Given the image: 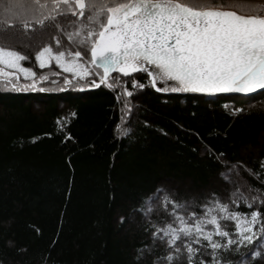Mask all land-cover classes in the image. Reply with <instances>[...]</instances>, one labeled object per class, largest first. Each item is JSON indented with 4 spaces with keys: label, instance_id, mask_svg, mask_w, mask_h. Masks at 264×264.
I'll return each instance as SVG.
<instances>
[{
    "label": "trees",
    "instance_id": "obj_1",
    "mask_svg": "<svg viewBox=\"0 0 264 264\" xmlns=\"http://www.w3.org/2000/svg\"><path fill=\"white\" fill-rule=\"evenodd\" d=\"M224 2L242 15H264L261 1ZM7 3L0 0V46L24 54L27 59L20 63L36 73L35 79H48L36 90L0 86V264H153L157 258L166 264L163 258L172 251L167 237L152 235L174 219L165 196L180 202L177 211L185 216L202 215L217 198L230 210L264 213L259 202L252 209L243 200L231 202L237 189L249 197L258 195L255 189L264 195V89L182 96L157 91L146 71L113 72L133 93L118 100L122 87L99 83L95 69L79 79L52 62L39 66L36 53L44 46L79 50L90 60V50L66 35L77 18L65 5L43 25L29 18L31 27L25 29L17 15L4 13ZM40 3L46 4L47 16L52 0ZM133 79L144 88H134ZM123 129L129 130L126 135H120ZM233 169L238 174L229 182L224 177ZM219 222L235 236L234 221ZM177 243L183 247L182 240ZM262 245L258 238L225 256L232 264L244 257L247 264H264ZM194 247L200 248L196 264L211 260V249ZM252 251L261 255L253 259ZM186 257L185 251L174 264H187Z\"/></svg>",
    "mask_w": 264,
    "mask_h": 264
},
{
    "label": "snow or ice",
    "instance_id": "obj_2",
    "mask_svg": "<svg viewBox=\"0 0 264 264\" xmlns=\"http://www.w3.org/2000/svg\"><path fill=\"white\" fill-rule=\"evenodd\" d=\"M61 4L77 18L73 30L66 33L68 39L87 47L91 58L79 50L71 52L44 46L36 53L41 68L55 61L64 72L79 79L92 75L95 69L99 83L110 89L122 87L124 83L111 73L129 76L137 71H146L153 87L158 81L175 82L174 87L157 88V91L248 94L264 89V15H242L228 10L224 0H52L53 8L47 16L43 11L46 4L40 0H8L3 9L4 13L17 15L28 29L29 18L43 25L45 20L54 18L53 12L63 11ZM5 22L11 26L9 21ZM56 42L60 44L58 38ZM25 59L18 50L0 46V83L15 90L21 87L36 90L40 81L48 79L46 75L35 79L36 73L20 63ZM17 72H22L26 79L32 77V83L21 86ZM69 83L65 78L64 84ZM132 84L135 88L137 80L133 79ZM91 86H97V82L93 80ZM138 87L144 88V84ZM39 90L46 91L43 87ZM121 94L127 97L133 93L122 87L118 100ZM129 110L130 102L125 100L122 111L127 114ZM128 131L123 129L120 135ZM253 174L259 178L258 173ZM255 191L258 195L249 197L237 189L231 194L234 197L231 202L238 204L243 200L249 209L257 202L264 204V195H259L261 190ZM164 202L173 204L174 219L157 227L152 235L162 232V241L167 237V247L172 251L163 258L166 264L183 258L185 251L187 264H196L200 248L194 245L211 249V260L201 259L200 264H232L225 253H238L241 246L258 238L264 241V213L259 208L250 213L230 210L229 204L217 198L204 206L202 215L188 212L185 216L177 211L183 207L180 202L170 201L168 196ZM222 219L234 221L235 236L221 226ZM207 225L213 226L212 230ZM214 236L223 238L224 242ZM181 240L183 247L177 243ZM203 241L207 244H202ZM250 255L254 259L261 253L252 251ZM153 264L162 262L157 258ZM239 264H247L246 257Z\"/></svg>",
    "mask_w": 264,
    "mask_h": 264
},
{
    "label": "water",
    "instance_id": "obj_3",
    "mask_svg": "<svg viewBox=\"0 0 264 264\" xmlns=\"http://www.w3.org/2000/svg\"><path fill=\"white\" fill-rule=\"evenodd\" d=\"M101 72H102V70H101ZM174 86H175V82L174 81H167V82L158 81L156 83V88H169L170 89L171 87H174ZM258 91H259V89L256 90L255 92H258ZM160 92H164V93H167V94L182 95V96H198V97H202V96H222V95H244V94L236 93V92H225V93H215V94H206V93H197V92H172V91H160Z\"/></svg>",
    "mask_w": 264,
    "mask_h": 264
},
{
    "label": "rangeland",
    "instance_id": "obj_4",
    "mask_svg": "<svg viewBox=\"0 0 264 264\" xmlns=\"http://www.w3.org/2000/svg\"><path fill=\"white\" fill-rule=\"evenodd\" d=\"M255 1H261V2H263L264 3V0H255ZM11 28V27H10ZM11 30H15V29H11ZM57 32L63 37V39H65L66 37H65V34H64V31H62V32H59L58 30H57ZM65 41V43L66 44H70L67 40H64ZM54 65H56V63H55V61H51ZM51 62L49 63V65L48 66H50V64H51ZM39 64V63H38ZM52 64V65H53ZM58 66V65H57ZM59 67V66H58ZM8 71H16V70H13V69H8ZM17 75L19 76V80L21 79V78H25L24 77V74L22 73V72H17ZM13 79H15V77H13ZM18 83L21 85V86H23V85H25V84H22V83H20L19 81H18ZM26 84H31V83H26ZM0 86H3V84H0ZM22 89H25V88H23V87H21ZM29 89H31V88H27V90H29ZM232 172L231 173H229V174H226V176L228 177V181L229 182H234V178H236V176H237V174H238V171L237 170H235V169H233V170H231Z\"/></svg>",
    "mask_w": 264,
    "mask_h": 264
}]
</instances>
